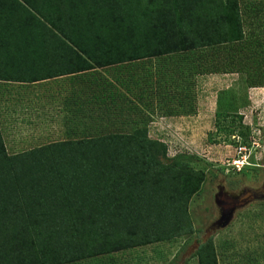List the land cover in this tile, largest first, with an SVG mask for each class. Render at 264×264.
Here are the masks:
<instances>
[{
  "label": "trees",
  "instance_id": "obj_1",
  "mask_svg": "<svg viewBox=\"0 0 264 264\" xmlns=\"http://www.w3.org/2000/svg\"><path fill=\"white\" fill-rule=\"evenodd\" d=\"M238 4L0 0V80L68 74L85 80L87 73L95 87L88 99L102 116H129L135 124L133 131H101L17 153L7 152L0 129V264H74L192 230L188 203L204 173L184 155L166 160L167 143L149 135L138 103L120 89L133 92L141 84L127 62L200 49L198 74L244 72L249 86L263 84L249 65L257 48L264 52V38L252 26L246 33ZM109 67L111 80L97 69ZM145 96L135 94L141 103ZM209 251H200L201 264H217Z\"/></svg>",
  "mask_w": 264,
  "mask_h": 264
},
{
  "label": "rangeland",
  "instance_id": "obj_2",
  "mask_svg": "<svg viewBox=\"0 0 264 264\" xmlns=\"http://www.w3.org/2000/svg\"><path fill=\"white\" fill-rule=\"evenodd\" d=\"M238 1L246 33L252 26L255 35L264 38V0ZM257 49L250 71L258 73L256 79L264 80V67L259 69L264 52ZM200 50L127 62L126 70L141 77V84L133 87V92L119 88L138 103L137 114L145 119L143 124L149 127V135L167 143L166 160L176 154L184 155L191 169L204 173L200 190L188 203L192 230L186 235L87 257L74 264H201V250L214 252L217 264H264V83L249 86L244 72L198 74L195 66L202 65L203 69L204 65L201 55L197 56ZM97 69L106 79L114 77L113 67ZM150 70L152 74H148ZM39 83L29 84L32 89L27 102L41 100L49 109H64L63 116L46 112L45 119L55 117L58 122L48 120L43 128L44 122L30 110L25 119L33 121L34 126L29 130L22 117V122L5 118L2 104L13 103L7 91L1 89L0 129L9 153L91 137L101 131L135 129L129 116H102L97 102L88 99L92 97L88 96L90 88H95L90 80L72 83L69 78L59 77ZM141 91L146 95L142 103L135 97ZM19 103L15 107L26 104ZM226 111L229 115L218 118L219 113Z\"/></svg>",
  "mask_w": 264,
  "mask_h": 264
},
{
  "label": "crops",
  "instance_id": "obj_3",
  "mask_svg": "<svg viewBox=\"0 0 264 264\" xmlns=\"http://www.w3.org/2000/svg\"><path fill=\"white\" fill-rule=\"evenodd\" d=\"M74 75V76H73ZM73 75H71V74H68V75H62V76H58V77H55V78H59V77H64V78H69V81H71L72 83H76V82H81V81H83V82H85V81H88V80H90V83H91V78H90V74H88V76H87V73L85 74L86 76H85V80H81V79H78V78H76L77 76H76V74H73ZM78 75V74H77ZM48 79H50V78H48ZM48 79H44V80H38V81H36V82H40L39 84H43V82H47L48 81ZM58 80V79H57ZM36 82H32V83H36ZM29 84L30 83H24V82H20V81H2V80H0V90L2 89L3 91H7V94H8V96L11 98V100H12V102L11 103H13V106H4L3 104H2V106L4 107V109H3V112H5L3 115H5V118L6 117H11V118H9L10 120L11 119H16L15 121H18V122H22V120H21V118L20 117H22V118H26L27 117V114H29V111L30 110H34V112L33 113H35V115H36V118L37 117H40L39 118V120L40 121H43L44 122V124H42L43 125V128L47 125V124H45V122H47L48 120L49 121H51V122H58L57 121V119L58 118H55V117H52L51 119H47V117H46V119H45V115L44 114H46V112H52V114L53 113H58V114H55V116H57V117H61V116H63V111H65L64 109H58V108H56V107H54V108H52V109H49L48 108V106H47V103L45 104H43L42 102H41V100L40 101H35V102H33V101H30L29 103L27 102L28 100H29V98H28V96H31V93H30V90L32 89L31 87H29ZM45 84V83H44ZM19 86V87H18ZM15 87H17V89H15ZM13 88L15 89V90H13ZM12 92V93H11ZM76 94H77V98L80 96V91L79 90H77L76 91ZM73 95V94H72ZM90 95V93L88 94V96ZM35 96H37V95H35ZM91 96H92V94H91ZM74 97H75V91H74ZM73 97V98H74ZM72 98V99H73ZM77 100V99H76ZM78 100H79V98H78ZM78 100L76 101V103L78 102ZM6 101H8V103L10 102V100H6ZM0 102H1V99H0ZM19 102H21V103H19ZM26 104H25V103ZM72 102V106H71V109L73 110V107L75 106V102L72 100L71 101ZM89 102V101H88ZM2 103V102H1ZM25 104L24 105V107L23 106H21V107H15L16 106V104ZM28 103V104H27ZM33 103H35L34 104V106H32V107H30L31 106V104H33ZM79 106V105H78ZM81 106V105H80ZM81 108V107H80ZM80 108H79V110H80ZM54 116V115H53ZM49 118V117H48ZM62 118V117H61ZM25 121L27 122V125H28V129L30 130V129H32L31 127H33L34 126V124H33V121H31V120H29V119H25ZM39 121V122H40ZM38 121H36V123H37ZM52 123V124H53ZM26 125V126H27ZM37 125V127H40V126H38V124H36ZM8 142H9V139H8ZM5 143H7V141H5Z\"/></svg>",
  "mask_w": 264,
  "mask_h": 264
},
{
  "label": "built area",
  "instance_id": "obj_4",
  "mask_svg": "<svg viewBox=\"0 0 264 264\" xmlns=\"http://www.w3.org/2000/svg\"><path fill=\"white\" fill-rule=\"evenodd\" d=\"M237 161V166H239L238 164H239V161L238 160H235V162Z\"/></svg>",
  "mask_w": 264,
  "mask_h": 264
}]
</instances>
